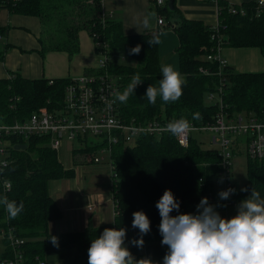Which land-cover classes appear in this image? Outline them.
<instances>
[{
  "label": "trees",
  "instance_id": "16d2710c",
  "mask_svg": "<svg viewBox=\"0 0 264 264\" xmlns=\"http://www.w3.org/2000/svg\"><path fill=\"white\" fill-rule=\"evenodd\" d=\"M152 1V0H151ZM213 1L217 6L216 28L200 20L187 19L180 15L172 4L156 8L158 14L172 17L171 26L177 38L175 47L178 68L186 78L183 94L174 103H164L158 97L155 105L149 104L145 96L150 84L158 85L162 79L157 45H149L148 40L156 33L151 31L135 35H124L120 22L108 16H100V0H0V9L14 14L31 15L40 20L39 42L41 55L47 50H63L70 56L77 50V31L85 29L92 41L107 45L110 59L107 71L114 75L117 91H123L131 78L139 73L143 79L134 94L125 104L116 100L117 116L122 120L134 118L143 122L153 117L157 119L186 118L191 125L202 126L213 122L216 104L206 101L208 93H218L223 110L228 115L253 116L264 119V71L237 72L230 66L219 67L214 60L206 59L216 45L220 47H257L264 57V6L256 1L229 4L223 0ZM229 8L236 12L231 13ZM239 9L242 13H239ZM5 28L0 26V35ZM215 33V35H213ZM213 35V36H212ZM141 45L139 55H129V50ZM128 54L132 63H124L120 54ZM118 55L119 58H118ZM205 70V73L200 69ZM68 78L25 79L14 74L0 79V120L10 122L20 120L32 110L45 106L50 109L61 101L63 88ZM50 81V82H49ZM17 97L18 101L13 98ZM14 103L13 108L10 107ZM199 114V119H193ZM190 134L185 147L180 146L170 133L152 136L142 133L129 143H118L110 153L111 164L116 178L110 186L114 203L112 225L95 228L82 233H49L47 222L59 215V211L48 193V182L65 177L69 171L63 169L55 151L47 145V137L34 136L23 142L24 149L8 148L7 160L0 166V196L23 202L22 212L10 219L3 205H0L1 230L9 229L14 236L23 239L21 251L25 264H34L35 256L56 248L51 240L57 237L58 247L73 243L76 254L70 264H88V248L92 239L99 236L104 228H125V242H130L132 255L139 254L142 247L132 241L141 236L139 229L133 228V212L142 210L150 219L151 230L143 235L144 243L159 244L161 216L156 207L166 189H171L180 202L179 212H197L201 198L212 191L220 171L216 148L202 147ZM11 142H15L13 138ZM95 143L88 140L80 151H92ZM235 150V149H234ZM233 150V151H234ZM247 180L242 189L234 194L248 198L254 187L264 197V159L247 157ZM4 182L9 188L4 189ZM173 210L171 215H177ZM3 251L0 260L9 256L6 240L2 237ZM168 248H160L165 255Z\"/></svg>",
  "mask_w": 264,
  "mask_h": 264
},
{
  "label": "crops",
  "instance_id": "0c3cea01",
  "mask_svg": "<svg viewBox=\"0 0 264 264\" xmlns=\"http://www.w3.org/2000/svg\"><path fill=\"white\" fill-rule=\"evenodd\" d=\"M223 1L229 4H240L258 0ZM261 1L264 6V0ZM173 3L180 15L187 19L200 20L208 25L216 23L217 6L213 1L173 0ZM100 8L101 12L120 22L124 35H135L146 31L157 35L164 29L158 28L157 16L160 15L164 20L168 19L171 22L173 20L172 17L166 18L165 15L158 14L151 0H100ZM153 12L155 16L150 19V27H139V32L133 25L138 20H142L144 15ZM0 26L5 28V32L0 35V79L9 78L14 74L25 79L74 78L96 71L95 47L85 29L77 31V50L69 56L63 50H47L41 55L39 52L41 23L35 16L14 14L7 9H0ZM169 29L175 35L172 26ZM161 39L162 43L157 45L160 68L169 63L175 65L176 35L174 39L171 32H164L161 34ZM173 45L175 46L171 51ZM219 55L225 60L227 66L237 72L264 71V57L257 47L224 46L219 48ZM65 142L61 143L58 150L65 147ZM240 146L244 150L243 145L240 144ZM237 148L239 149V146ZM78 149L72 150L70 164L67 159L63 164L64 157L61 154L58 155V150L55 151L57 160L63 169L69 171V174L48 182V193L59 211L56 218L47 222L46 227L49 233L74 232L86 235L91 229L112 225L114 212L108 165L106 161L92 163L83 156L84 152ZM220 190V184L214 183L210 192L212 197L217 198ZM238 205L239 201L234 197L232 205H229L225 211L215 206L221 216L231 218L236 215ZM225 212L226 215L223 214ZM125 246L131 247L128 242H125ZM160 248L168 247L161 242L159 244L147 242L143 244L139 254H134L133 257L135 260L150 258L163 264L164 255H160ZM76 251L77 245L70 243L45 251L41 258L46 264H70Z\"/></svg>",
  "mask_w": 264,
  "mask_h": 264
},
{
  "label": "built area",
  "instance_id": "2783aa9c",
  "mask_svg": "<svg viewBox=\"0 0 264 264\" xmlns=\"http://www.w3.org/2000/svg\"><path fill=\"white\" fill-rule=\"evenodd\" d=\"M259 6L262 1H256ZM155 8L166 5V0H153ZM231 13L236 12L234 8H229ZM239 13L242 10L239 9ZM158 28L171 26V22L164 20L160 15L156 18ZM216 28V23L213 24ZM215 35V33H213ZM212 35V36H213ZM96 57V71L84 73L74 78H68V83L63 88L61 101L50 109L45 106L38 107L29 112L20 120L14 119L10 122L0 120V166L8 162V148L12 144H23L25 140L34 136L47 137V145L50 149L57 151L63 141L76 140L79 148H84L88 140L95 143L92 151H82L92 163L106 161L109 168L110 186L116 178V172L111 164L110 153L118 143L129 144L138 135L145 133L152 136H160L164 133L162 129L176 119H157L153 117L143 122L135 121L134 118L122 120L117 116L116 99L113 95L117 91V83L114 75L107 71L110 59L107 45L101 41H93ZM220 46L216 45L213 53L207 54L206 59L214 60L219 67L225 66V60L219 55ZM205 73V70L200 69ZM50 82V81H49ZM18 101L15 97L12 101ZM207 100L216 104L217 111L213 122L202 126L191 125V130L183 139V143L177 137L176 142L185 147L188 143L190 134L193 132L212 133L210 144L216 148L219 157L220 171L216 178L221 190L234 188L231 180V158L235 147H244L245 155L250 159H264V119L259 120L253 116L244 117L243 115H228L223 110L222 102L218 93H208ZM11 102L10 107L13 108ZM241 137V139H240ZM14 139V143L11 142ZM13 145V146H14ZM9 188V183L4 182V189ZM220 190V191H221ZM234 193L226 200L212 197L211 193L207 196L209 203L217 205L219 210L232 205ZM113 205V212L114 203ZM132 225V222H131ZM1 236L6 240V247L10 254L0 260V264H25L24 256L21 251L23 239L1 230ZM129 246L131 243L128 242ZM34 264H46L44 259L35 256Z\"/></svg>",
  "mask_w": 264,
  "mask_h": 264
},
{
  "label": "clouds",
  "instance_id": "9594fccd",
  "mask_svg": "<svg viewBox=\"0 0 264 264\" xmlns=\"http://www.w3.org/2000/svg\"><path fill=\"white\" fill-rule=\"evenodd\" d=\"M154 16V12L146 14L133 26L137 30L139 27L149 28L150 19ZM148 43L151 46L160 45L161 34L154 35ZM140 52L141 45L137 44L129 50V55H139ZM161 73L162 79L158 85L150 84L147 87L145 96L149 104L155 105L158 97L164 103H174L183 94L186 78L178 66L172 63L162 65ZM142 80L139 73L135 74L122 92L113 93L115 99L122 104L127 103ZM199 118V114L193 115V119ZM162 130L179 138L183 143L191 130V124L182 116L170 121ZM241 190L247 191L246 188ZM234 192V188H228L221 190L218 195L220 199L226 200ZM0 205L5 207L10 219L16 218L24 207L23 202L17 204L16 201L9 200L7 195L0 196ZM156 207L161 216V243L168 247L163 264H264V197L254 187L248 198L239 203L236 215L231 218L221 216L207 197L201 198L195 214L180 213V202L171 189L164 191ZM173 210L178 214L171 215ZM132 227L139 229L141 233L132 243L142 247L143 235L151 230L150 219L144 211L133 212ZM125 239V228H104L91 241L87 250L88 264H159L150 258L135 260L125 246ZM51 240L58 247L57 237L52 236Z\"/></svg>",
  "mask_w": 264,
  "mask_h": 264
},
{
  "label": "rangeland",
  "instance_id": "374dc122",
  "mask_svg": "<svg viewBox=\"0 0 264 264\" xmlns=\"http://www.w3.org/2000/svg\"><path fill=\"white\" fill-rule=\"evenodd\" d=\"M152 2H153V0H152ZM100 14H101L100 16L105 15V16L109 17V15L105 14L104 12H101ZM165 28H168V29H165ZM169 28H170V26L164 27V29L160 32V34H164V32H171L172 35L174 36V39H175V35L173 34L172 31H170ZM162 37H164V35ZM174 46L175 45L172 46L171 51H172ZM120 55H122L120 57V59H122V57H123L122 62L131 64L132 60L128 56V54L124 53V54H120ZM120 55H118V58ZM175 65L178 66L177 60L175 61ZM206 101H207V97H206ZM192 135L194 136L195 140L201 144L202 147H212V145L210 144V140H211L210 138L212 136V133H210V132H193ZM64 146L65 147L59 149L57 151V153H58V155L61 154L64 157L62 160L63 164L66 163L65 162L66 159L68 160V163L70 164V161H71L70 158L72 155V150L78 149L80 146H79L78 141H76V140L66 141L64 143ZM246 163H247V156L245 155V152H244L242 146H239V149L236 147L235 150L233 151V155L231 158V167H230L231 180H232V183L234 185L235 194L238 193L246 183V180H247ZM108 178L110 181V175L109 174H108ZM235 199L237 201H239V203H240L242 200L247 199V198L242 197L240 195H236ZM223 214L226 215V212ZM228 217H229V214H228ZM2 251H3V242H2V238L0 236V253Z\"/></svg>",
  "mask_w": 264,
  "mask_h": 264
},
{
  "label": "water",
  "instance_id": "95a60500",
  "mask_svg": "<svg viewBox=\"0 0 264 264\" xmlns=\"http://www.w3.org/2000/svg\"><path fill=\"white\" fill-rule=\"evenodd\" d=\"M172 4H173V0H166V8L168 10H171ZM25 147H26L25 144H15L13 146V148H15V149H24Z\"/></svg>",
  "mask_w": 264,
  "mask_h": 264
}]
</instances>
